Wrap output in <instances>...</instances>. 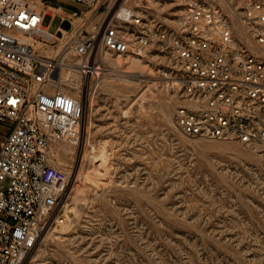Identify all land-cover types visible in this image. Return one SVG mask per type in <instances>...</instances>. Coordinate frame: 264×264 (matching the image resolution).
<instances>
[{
    "label": "rangeland",
    "instance_id": "1",
    "mask_svg": "<svg viewBox=\"0 0 264 264\" xmlns=\"http://www.w3.org/2000/svg\"><path fill=\"white\" fill-rule=\"evenodd\" d=\"M247 1L211 0L235 37L264 57L240 18ZM187 2L126 0L167 27ZM45 25L51 33L69 27L52 15ZM105 59L110 67L85 82L89 93L77 88L78 73L63 72V89L83 91L91 108L82 142L52 150V164L69 176L66 219L43 232L24 264H264L261 148L183 135L173 119L177 103L158 79L160 58ZM9 126L0 123V143Z\"/></svg>",
    "mask_w": 264,
    "mask_h": 264
},
{
    "label": "built area",
    "instance_id": "2",
    "mask_svg": "<svg viewBox=\"0 0 264 264\" xmlns=\"http://www.w3.org/2000/svg\"><path fill=\"white\" fill-rule=\"evenodd\" d=\"M56 1L0 0V123L10 124L0 143V264H24L43 232L66 219L69 176L52 164V150L82 142L87 99L63 89L65 70L78 73L77 88L89 93L85 82L110 67L107 55H154L183 135L264 152V57L235 37L211 0H188L172 27L126 0ZM64 4L78 7L66 12ZM240 13L264 48V0L244 2ZM51 15L69 27L51 33Z\"/></svg>",
    "mask_w": 264,
    "mask_h": 264
},
{
    "label": "bare ground",
    "instance_id": "3",
    "mask_svg": "<svg viewBox=\"0 0 264 264\" xmlns=\"http://www.w3.org/2000/svg\"><path fill=\"white\" fill-rule=\"evenodd\" d=\"M66 29L62 28V31H65ZM57 38L61 39V36H58ZM133 63L138 64L139 61L138 60H133ZM93 96V95H92ZM91 108V97H87L86 100V105H85V116H86V112L89 111V109ZM92 110V109H91Z\"/></svg>",
    "mask_w": 264,
    "mask_h": 264
}]
</instances>
